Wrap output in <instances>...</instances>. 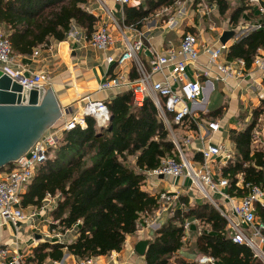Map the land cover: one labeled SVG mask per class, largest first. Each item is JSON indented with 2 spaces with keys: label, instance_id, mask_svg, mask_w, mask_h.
Listing matches in <instances>:
<instances>
[{
  "label": "trees",
  "instance_id": "1",
  "mask_svg": "<svg viewBox=\"0 0 264 264\" xmlns=\"http://www.w3.org/2000/svg\"><path fill=\"white\" fill-rule=\"evenodd\" d=\"M174 0H146L124 7V22L139 26L156 7ZM218 5L220 15H227L234 25L252 6L249 0H207ZM84 0H0V23L9 40L11 54H28L34 47H45L50 38L62 39L73 20L88 38L96 16L82 7ZM264 45V22L254 27L229 47L228 58L241 57L250 66L257 48ZM108 121L98 126L92 116H85L84 126L63 130L48 156L39 163L20 194L23 206L38 207L46 194L57 195L50 210V228L65 230L76 223L73 239L67 243L41 240L31 248L29 260L41 263L45 258L60 259L62 248L77 257L104 255L119 250L125 235L144 225L145 216L162 207L158 194L143 188L147 171L171 153L174 143L169 130L150 97L141 103L130 88L122 89L104 100ZM264 110V97L256 113ZM221 111V107L209 114ZM170 118L171 114L167 115ZM253 120L244 129H231L235 141L232 158L221 167L228 178L227 192L249 193L250 185L264 188V148H252ZM10 162L3 165L8 166ZM241 174L242 186L238 185ZM178 203L149 239L145 264H170L171 256L182 246L187 219L195 217L210 228L196 239V249L213 261L200 262L182 256L175 264H262L244 242H235L220 209L207 198L190 200L178 196ZM257 201H254V206ZM221 207V205L219 204Z\"/></svg>",
  "mask_w": 264,
  "mask_h": 264
},
{
  "label": "crops",
  "instance_id": "2",
  "mask_svg": "<svg viewBox=\"0 0 264 264\" xmlns=\"http://www.w3.org/2000/svg\"><path fill=\"white\" fill-rule=\"evenodd\" d=\"M140 3L145 5L146 0H127L126 2L84 0L82 7L97 17L93 28L100 24H105L108 28L110 41L105 48L93 46L85 37L84 30L72 20L69 25V29H72V35L64 34V37L60 40L50 38L45 47L33 48L36 49V53L31 51L28 54L13 55L15 61L23 66L25 74L34 71H43L49 74V80L44 82L38 89L39 93H44L46 88H49L53 94L59 107V114L55 120H59L60 115H72L81 105L85 96L104 101L111 98L117 91L130 88L127 81L132 80L137 75L132 61L126 60L120 64L114 61L107 64L105 61V56H116L123 49L126 39L141 38L142 48L139 50V57L141 60L147 61L154 49L161 52L170 46H176L180 42L182 33L191 31L198 37L200 52L198 65L201 69L205 68L209 72V77L202 73L198 76L205 88L204 102L198 103L202 108V110H199V114L205 118H214L219 122V128L215 131L201 128L203 133L206 132L205 137L209 138L208 141L210 142L221 143L230 152L231 156L229 158H232L236 146L230 135V130L244 129L254 120L251 147L264 148V110L259 113L254 111V108L260 105L261 99L264 97V45L257 48V53H262V66L255 65L253 60L250 66L233 64L235 69L239 70L236 76L227 79L213 77L216 74L215 63L217 61L236 62L237 58H241H228V47L233 41L238 40L248 31L264 22V10H259V7L264 8V0L251 2L252 7L242 13L235 25L230 22L227 15H220L218 5L215 2L207 0H174L171 4L156 7L142 20L139 26L125 23L123 20L124 7ZM164 14H167V18L161 19ZM110 16L116 20L118 26L111 23ZM226 30L232 32V34L222 42L220 38ZM221 43H224L225 47L214 61H210L211 52L209 50L217 48ZM188 74L195 76L196 73L192 67H189ZM114 75L118 76L117 85L107 88L97 87L100 82ZM206 79H209L207 83H205ZM215 88L217 94L219 93L218 102L216 106L208 110V96ZM139 95L137 93V96ZM218 107H221V111L216 115L209 114ZM202 144H204L203 140L193 139L185 151L187 156L196 162L201 160V153L195 148ZM229 158L217 157L215 159L213 166L215 177L221 174V167ZM238 181V185L242 186L241 174H238ZM150 183L152 189H154L153 191L160 189L178 190L179 195L186 194L190 200H203V197L197 195V192L195 196L193 192L186 188L189 183L188 177L168 175L161 178H151ZM182 183L184 184L182 185ZM143 188L151 192L149 188L144 186ZM56 198L57 195H54L53 198L47 200L42 209L40 208L38 211V214L20 223L17 230H14L10 224H0H5L8 230L5 231V236L0 232V247L5 248V258L12 251H17L29 259L31 248L38 241L52 240L67 243L74 238L77 228L76 223L71 224L63 231H60L58 227H49L51 221L50 210L54 206ZM215 198L222 208H228L227 199L219 195H216ZM256 201L254 206L256 216L264 221V194ZM178 202L177 197L171 202V206ZM30 207L32 205L27 204L25 211L28 212ZM167 214L168 209L159 208L146 215L145 224L140 225L136 231L126 234L119 250H111L107 254L96 255V259L103 264H145L144 254L134 251V245L140 239H151ZM208 228L210 227L207 223L205 224L195 217L187 219L184 226L182 246L171 256L170 264H175L174 258L176 256H182L188 260H199L203 254L201 255L196 249V239L202 230ZM37 234L40 235V238L35 237ZM261 246L264 248V241L261 242ZM62 252L61 258L67 264H74L77 256L66 252L64 247ZM254 257L259 259L256 256ZM50 259L45 258L41 263H48ZM214 263L222 264L219 260H215Z\"/></svg>",
  "mask_w": 264,
  "mask_h": 264
},
{
  "label": "built area",
  "instance_id": "3",
  "mask_svg": "<svg viewBox=\"0 0 264 264\" xmlns=\"http://www.w3.org/2000/svg\"><path fill=\"white\" fill-rule=\"evenodd\" d=\"M115 1L126 2L127 0ZM259 10L263 11L264 8L259 7ZM110 21L118 26L112 16H110ZM65 34L72 35V29H68ZM87 40L97 48H105L110 41L107 26L100 24L93 28ZM224 47L225 44L221 43L217 48L209 50L211 52L210 61H214ZM141 48V38L126 39L123 49L116 56H105V61L107 64L113 61L117 64L126 60L132 61L137 75L127 81V84L133 94H140L139 103L147 96L152 99L174 143L171 153L163 156L156 167L147 171L143 186L158 194L159 199L164 202L161 208L166 210L171 206V202L178 197L179 191L165 189L153 191L150 183L151 178L168 175L188 177L189 183L186 188L195 196L197 192V195L207 198L216 205L227 220L232 240L246 243L251 248L253 255L264 264V248L261 246V242L264 241V221L257 218L254 210V201L264 194V189L258 184H252L248 194L231 195L226 191L228 178L222 174H219L218 177L214 175L215 159L217 157L227 159L231 154L221 143L208 141L209 138L205 137L206 132L203 133L201 130L203 128L215 131L219 128V122L214 118H205L199 114V110L202 108L198 103L204 102L205 88L198 76L203 74L209 77V72L205 68L201 69L198 65L200 52L197 35L191 31H184L178 45L170 46L161 52L154 49L147 61H143L139 57ZM32 51L36 53V49ZM262 61V53H257L253 59L254 64L262 66ZM233 64L244 66L245 62L242 58H237L236 62L217 61L215 63L216 74L213 77L227 79L236 76L239 70L235 69ZM189 67L193 68L195 76L188 74ZM0 71L6 74L10 80L16 81L21 87L27 88L38 89L50 78L49 74L43 71L24 73L23 66L17 63L11 54L9 40L1 23ZM208 81L209 79H206L205 83ZM117 84L118 76L114 75L100 82L97 87L107 88ZM168 114H171L170 118H168ZM85 116H92L98 126L104 125L109 119L106 102L102 99L85 96L81 105L72 115H60V119L48 125L25 153L11 161L10 165L0 169V224H10L14 230H17L20 223L37 215L45 202L53 198L46 194L38 207L32 206L26 212L25 206L21 204L20 194L31 180L37 165L48 156V149L57 143L62 131L76 125L84 126ZM177 130H181L182 139L178 137ZM193 139L204 141V144L195 148L201 153V160L197 162L187 156L185 152ZM216 195L227 199L228 208L224 209L219 206V202L215 198ZM5 256V248L0 247V264H67L62 258L50 259L48 263H35L17 251H12L6 258ZM208 259L211 260V257L202 255L199 261L205 262ZM74 264L103 263L99 262L95 256H87L75 257Z\"/></svg>",
  "mask_w": 264,
  "mask_h": 264
},
{
  "label": "water",
  "instance_id": "4",
  "mask_svg": "<svg viewBox=\"0 0 264 264\" xmlns=\"http://www.w3.org/2000/svg\"><path fill=\"white\" fill-rule=\"evenodd\" d=\"M231 34L224 31L220 40L224 42ZM39 92L35 87H21L0 71V167L25 153L57 118L59 107L49 88ZM148 241L140 239L134 251L144 254Z\"/></svg>",
  "mask_w": 264,
  "mask_h": 264
},
{
  "label": "rangeland",
  "instance_id": "5",
  "mask_svg": "<svg viewBox=\"0 0 264 264\" xmlns=\"http://www.w3.org/2000/svg\"><path fill=\"white\" fill-rule=\"evenodd\" d=\"M174 7V6H173ZM167 18V14L165 15H162L161 19H166ZM218 95L219 93L217 94V90L216 88L214 90H212V92L209 94V103H208V110L212 109L214 106L217 105V102H218ZM134 99H136L137 101L141 99V96H137V94H134ZM177 134H178V137L180 139H182L181 137V134L182 132L180 130H177ZM5 231H8L7 228H6V225L3 224V225H0V232H2L1 234H3L5 236Z\"/></svg>",
  "mask_w": 264,
  "mask_h": 264
}]
</instances>
